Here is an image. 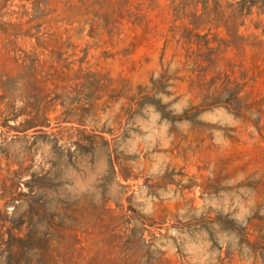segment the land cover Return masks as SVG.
<instances>
[{
	"label": "rangeland",
	"instance_id": "obj_1",
	"mask_svg": "<svg viewBox=\"0 0 264 264\" xmlns=\"http://www.w3.org/2000/svg\"><path fill=\"white\" fill-rule=\"evenodd\" d=\"M0 264H264V0H0Z\"/></svg>",
	"mask_w": 264,
	"mask_h": 264
}]
</instances>
